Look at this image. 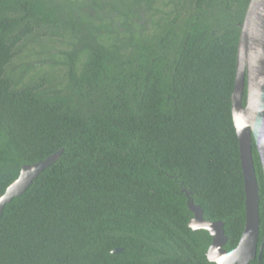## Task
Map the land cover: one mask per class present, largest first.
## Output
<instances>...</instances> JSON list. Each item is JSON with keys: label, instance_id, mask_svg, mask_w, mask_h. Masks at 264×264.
Wrapping results in <instances>:
<instances>
[{"label": "trees", "instance_id": "trees-1", "mask_svg": "<svg viewBox=\"0 0 264 264\" xmlns=\"http://www.w3.org/2000/svg\"><path fill=\"white\" fill-rule=\"evenodd\" d=\"M248 3L152 0L140 25L115 6L112 40L57 0H0V196L22 165L61 149L4 205L0 264H216L209 233L188 225L186 192L204 219L223 222V248L237 246L245 193L231 104ZM40 34L72 39L65 80L20 85L13 60ZM252 157L259 250L254 143ZM248 264H264V244Z\"/></svg>", "mask_w": 264, "mask_h": 264}, {"label": "water", "instance_id": "water-1", "mask_svg": "<svg viewBox=\"0 0 264 264\" xmlns=\"http://www.w3.org/2000/svg\"><path fill=\"white\" fill-rule=\"evenodd\" d=\"M240 28L231 111L243 174L245 222L234 249L223 248L227 240L223 222L204 219L203 209L195 205L189 194L185 193L188 197L187 206L193 214L188 225L192 230L204 229L209 233L212 241L206 256L216 264H248L255 258L259 262L264 244L263 236L262 244L257 250L259 195L252 157L254 143L264 176V0H249ZM60 154L61 149L41 161L22 165L18 177L0 196V213L6 203L21 194L43 169L59 158Z\"/></svg>", "mask_w": 264, "mask_h": 264}, {"label": "rangeland", "instance_id": "rangeland-1", "mask_svg": "<svg viewBox=\"0 0 264 264\" xmlns=\"http://www.w3.org/2000/svg\"><path fill=\"white\" fill-rule=\"evenodd\" d=\"M62 5L70 7L69 12H75L78 20L87 19L94 25L103 24L105 27L109 25L108 29L102 27L100 29V36H111L115 40L117 31L114 25L119 20V13H112L115 6H119L122 10L127 12L130 9L132 14L129 17L137 24H145L148 17L152 16V0L151 6L147 9L143 6V1L134 3V0H57ZM116 11V10H115ZM137 12V13H135ZM141 15H143L141 17ZM147 19L145 20L144 19ZM144 19V20H143ZM112 25V27L110 26ZM84 27L86 29H91ZM93 30V29H92ZM88 31L81 33L86 35ZM96 33V31H95ZM38 38H32L25 42L17 52V56L12 63V75L19 79L20 85L24 83L34 82L40 78L54 77L57 83H61L64 78V55L70 49L72 39L62 38L60 35L46 34L38 35ZM55 82V83H56Z\"/></svg>", "mask_w": 264, "mask_h": 264}]
</instances>
